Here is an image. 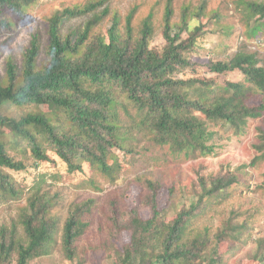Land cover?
Wrapping results in <instances>:
<instances>
[{
  "label": "trees",
  "instance_id": "obj_1",
  "mask_svg": "<svg viewBox=\"0 0 264 264\" xmlns=\"http://www.w3.org/2000/svg\"><path fill=\"white\" fill-rule=\"evenodd\" d=\"M106 1L54 11L46 20L45 44L38 32L24 52L21 67L8 60L6 75L0 77L3 203L23 199L25 190L7 170H26L27 162L37 167L53 154L67 164L70 173L81 170L83 163H90L115 182L124 166L114 151L134 154L135 148L129 149L128 145L137 137L151 136L155 145L169 147L188 159L192 155L208 157L215 153L213 141L219 131L227 128L236 136L242 135L249 120L264 116V65L257 54L239 50L226 60L209 58L200 64L186 57L205 28L200 20L205 16V4L197 8L185 6L181 21L175 23V0H166V45L157 51L151 48L152 15L144 20L140 36L134 35L133 14L127 18L125 33L119 28L121 20L117 17L109 29L98 33L96 29L109 11L97 13L96 9ZM38 2L0 0V44L17 23L27 21ZM240 5L249 34L264 35V1L240 0ZM89 14L93 16L84 26L72 35L64 33L67 19ZM200 69L217 77L239 72L244 78L221 84L199 78ZM186 71L192 78L185 77ZM6 107L29 111L10 116L4 113ZM259 133L255 148L260 155L253 165L264 161V128ZM108 160H113V164ZM235 183L238 180L234 176L213 182L202 180L198 198L178 212L172 222H167L165 210H158L156 198L149 197L146 204L152 208L151 218L143 220L135 214L127 224L119 225V232L132 231V240L123 247L115 264L221 263L219 243L240 240L245 223L230 219L214 240L201 233L196 237L187 234L208 205L228 195ZM149 187L157 192L152 182ZM41 191V183L37 182L19 221L10 229L0 228V264H30L52 253L58 220L51 215L52 200ZM77 214L67 220L63 229L69 260L74 259L75 243L84 232L82 213Z\"/></svg>",
  "mask_w": 264,
  "mask_h": 264
},
{
  "label": "rangeland",
  "instance_id": "obj_2",
  "mask_svg": "<svg viewBox=\"0 0 264 264\" xmlns=\"http://www.w3.org/2000/svg\"><path fill=\"white\" fill-rule=\"evenodd\" d=\"M93 1L99 0H39L27 21L24 24L17 23L13 32L1 39L0 77L6 75L8 60L12 59L19 67L22 66L24 52L30 46L33 35L39 32L45 44L46 20L54 11L84 6ZM203 4L206 5V11L200 20L205 28L198 34L196 47L187 52L186 57L200 64L209 58L226 60L237 51L244 50L257 54L264 65V35L253 37L249 34L240 0H175L174 22L181 21L185 6L197 8ZM165 5L166 0H107L96 9L97 13L109 11L96 31L103 33L117 17L121 20L119 28L125 33L127 18L133 14L132 26L137 37L140 36L144 20L152 15L154 35L151 48L162 51L166 45ZM217 14L218 18L215 19ZM92 16L89 14L67 19L63 25L64 33L72 35ZM182 37L185 40L187 33L184 32ZM197 76L214 79L221 84L239 82L244 78L239 72L217 77L203 73L202 69ZM185 77L192 78V75L186 71ZM24 111L29 109H4V113L10 116H19ZM260 128H264V116L249 120L242 135L236 136L227 128L221 130L213 141V155L196 158L192 155L189 159L172 152L169 147L155 145L150 140L151 136L142 135L128 145L129 149L135 148L134 154L114 151L124 166L115 182L90 163H83L81 170L70 173L67 164L53 154L49 161L37 167L27 162L29 167L26 170H7L14 182L25 190V195L20 201L8 203L0 199V228L7 226L10 229L19 221L31 188L40 182L41 192L47 193L53 202L51 215L58 220L59 231L54 236L56 244L52 253L30 264H115L123 247L132 240V231L126 229L119 232V225L127 224L135 214L143 220L151 218L152 208L146 204L149 197L156 198L158 210H165L167 222H172L178 212L198 198L202 180L213 182L217 178L234 176L238 183L228 189V195H222L208 205L206 211L194 220L187 235L196 237L201 233L202 237L214 240L230 219L233 223H245L244 236L240 240L219 243L217 251L222 259L219 264H264L261 259L264 257V161L253 165L255 158L260 155L255 148L259 144ZM108 162L113 164L114 161ZM151 182L157 192L149 187ZM75 213H82L85 226L83 234L75 243L74 259L69 260L63 244V229ZM18 230L22 231V228ZM233 236L237 238V235Z\"/></svg>",
  "mask_w": 264,
  "mask_h": 264
}]
</instances>
